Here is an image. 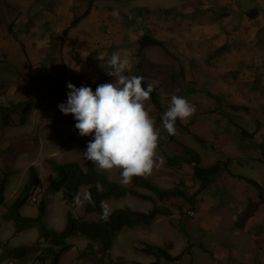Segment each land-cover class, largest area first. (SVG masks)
I'll list each match as a JSON object with an SVG mask.
<instances>
[{
  "label": "rangeland",
  "instance_id": "374dc122",
  "mask_svg": "<svg viewBox=\"0 0 264 264\" xmlns=\"http://www.w3.org/2000/svg\"><path fill=\"white\" fill-rule=\"evenodd\" d=\"M5 2L20 11L15 25L19 40L7 30V23L16 11ZM88 2L0 0V104L28 100L33 106L24 124L14 123L19 118L15 112L14 124L0 128V179L5 171L16 170L8 176L6 202L0 205V241L11 246L32 244L39 234L38 227L30 224L13 235L14 224L1 217L6 204L26 181L29 165L35 166L41 179L35 189L39 200L54 176L45 158L59 162L75 160L82 167L88 161L84 151L93 136L79 135L72 114L65 115L58 108V104L67 100L66 82L76 87L101 78L105 83L112 82L114 77L108 75L107 61L117 52L122 57L130 54L133 68L125 75L142 76L144 86L160 87L158 92L166 110L173 95L183 96L195 107V114L183 123L190 124L189 128L208 144L201 146L178 125L175 136L196 149L203 164L229 156L233 159L229 171L264 183V0H95L90 12L70 29L67 40L60 45L61 30L85 12ZM139 6L153 11L138 15L135 8ZM253 7L259 12L255 18L245 13ZM157 8H170V12H160ZM113 12H118V16ZM143 33L164 40L176 59L160 47L140 49L137 40ZM99 55L105 59L99 61L96 58ZM46 74L63 76V81L53 80L49 84L45 80L34 81L32 77ZM54 86L56 91L50 93ZM186 90L190 91L186 93ZM228 103L245 105L248 109L234 110ZM146 107L151 108L150 115L154 118L150 100ZM230 119L249 131L259 122L260 129L252 140L241 144ZM155 127L162 144L157 154L163 158V164L147 177L168 188L181 176L188 194H192L197 183L191 177V166L184 164L179 170L165 166L162 150L177 153V145L163 123L155 120ZM251 156L262 162L250 159ZM237 157L241 158L238 162ZM105 172L111 179L120 180L115 169ZM85 189L81 188L73 204L64 187L44 195L48 226L61 229L67 209L77 216L93 218L84 213ZM179 203V199L161 202L136 197L109 201L110 207L128 205L143 211L153 205L168 207L172 214L158 216L147 226L122 230L110 254L102 261L78 258V251L87 240L82 236L72 237L69 241L73 247L63 253L59 264H114L117 259L145 264L153 257L139 253L136 248L144 242L163 244L165 240L173 242L172 254L178 253L188 241L191 243L190 255L174 264H264V203L256 188L224 172L211 189L198 196L196 210L189 217L179 219L176 210ZM36 205L37 202L23 205L21 213L34 215ZM187 208L185 205L184 210ZM32 258L5 259L0 264H31Z\"/></svg>",
  "mask_w": 264,
  "mask_h": 264
},
{
  "label": "trees",
  "instance_id": "16d2710c",
  "mask_svg": "<svg viewBox=\"0 0 264 264\" xmlns=\"http://www.w3.org/2000/svg\"><path fill=\"white\" fill-rule=\"evenodd\" d=\"M94 1L95 0H89L88 7L85 12L74 18L61 30L60 45H63V43L67 40L70 29L90 12ZM5 5L16 11L15 17L7 23V30L15 40H19L16 34L15 25L20 11L8 2H5ZM156 10L165 13L170 12V8H157ZM135 11L138 15H142L143 12L150 13L153 10H150L147 7L139 6L135 8ZM245 13L251 18H255L259 14L258 8L256 7L248 9ZM137 42L140 49L148 46L160 47L167 55L176 59L175 54L167 47L165 41L150 33H143L138 38ZM32 77L34 81L45 80L49 84L53 80H57L58 82L63 81V76L58 77L52 74H46L42 77L34 75ZM101 83H105L104 78H101L98 82L87 81L85 86L96 89L97 85ZM159 88L160 87L158 85H155L150 101L153 105L152 113L154 115V119L157 122L163 123L162 115L167 110L163 107L161 96L158 92ZM49 91L50 93H54L56 91V86L51 87ZM189 91L190 90H186V93ZM228 105L234 110L248 109L245 105L232 103H228ZM32 109V103L28 100L18 103L9 102L6 105L0 104V126H9L14 123H17L18 125L24 124L30 116ZM216 111H218V109ZM15 112H18L19 118L13 123L12 115L15 114ZM231 121L235 124L238 130L241 144L242 142L252 140L260 129L259 122H257L256 127L252 131H249L241 124L233 120ZM175 125H178L186 132L190 133L201 146L205 147L208 144L205 138L201 137L189 128L190 124L183 123L182 120L177 119ZM169 137L177 145V153L169 154L165 150H162L164 164L166 167L173 170L181 169L184 164L191 166V177L197 183V188L192 194H188L185 181L181 176L176 184L168 188L158 186L148 177H133L129 185H122L120 182L121 176L119 169H115L118 177L120 178L118 181L111 179L105 171L99 170L97 166L90 161H87L86 166L82 167L80 163L75 160L59 162L51 157H48L45 158V162L53 170L54 176L45 187L42 197L37 201L36 215H23L20 212V208L23 205L30 203V198L35 194L36 187L40 186L41 183V179L35 166L33 164L29 165L27 169L28 177L26 181L21 186L14 199L9 204H6V209L1 214V217L14 224L13 235H17L30 224L38 227L39 234L35 242L28 245L21 244L11 246L7 244V242L0 241V262L5 259H22L33 256L31 264H59L63 253L73 247V243L70 242L69 239L76 236H82L87 240L85 247L78 251V258H99L100 261H102L105 256L110 254L114 240L117 238L118 234L122 232V230L139 225H150L158 216L171 215L172 211L168 207H161L157 205H153V207L147 211L133 209L128 205L114 206L111 207L113 211L111 212L109 218L105 221L100 219V215L102 213L100 206L101 201L108 203L111 200H118L125 197H136L151 201L156 199L161 202L165 200L179 199L181 200V203L177 205L176 210L178 211L179 219H181L189 217L190 212H195V205L198 196L211 189V187L216 183L217 177L224 172H228L232 177L243 180L247 184L256 188L258 191V197L264 203V183H261L249 175L229 171V165L233 161L232 158L226 156L224 159L218 158L209 164H203L201 161V155L196 149L178 140L175 134L169 135ZM254 145H256V143H254ZM161 146V142L158 141V147ZM262 152L264 153L263 149ZM253 158L254 157L251 156L250 159ZM239 159L241 158H235L237 162ZM254 159L261 161L258 157ZM15 171L16 170L5 171L3 177L0 179V205H4L6 202L5 187L8 176L15 174ZM98 186H102L104 191H97ZM63 187L66 188L68 200L72 202V204L82 187L86 188L84 194L86 192L91 193L95 204L93 205L91 203L84 202L83 200V209L85 214L92 215L93 218H88L85 215L77 216L71 209H67L65 212V224L61 229H54L48 226L45 221L46 202L44 195L56 193ZM141 189H145L148 192L144 193ZM185 205H187L188 208L184 210ZM172 248L173 242L171 240H165L163 244L144 242L136 248V251L153 257L151 262L145 264H160L161 262L174 264L184 258V256L190 255L191 243L188 241V243L176 254H172L170 252ZM114 264L144 263H130L122 259H117Z\"/></svg>",
  "mask_w": 264,
  "mask_h": 264
},
{
  "label": "clouds",
  "instance_id": "9594fccd",
  "mask_svg": "<svg viewBox=\"0 0 264 264\" xmlns=\"http://www.w3.org/2000/svg\"><path fill=\"white\" fill-rule=\"evenodd\" d=\"M118 16V12H113ZM99 61L104 55L96 57ZM108 75L115 82L101 83L95 91L89 86L76 87L66 82L67 100L58 104L61 113L72 114L74 127L81 136H93L88 141L84 156L99 169L120 170L121 184L129 185L133 177H147L154 168L163 164L157 154L159 130L146 103L151 99L154 84L144 86L142 76H128L133 63L130 54L123 57L117 52L108 58ZM78 70V69H77ZM195 107L183 96L173 95L167 111L162 115L163 126L169 135L176 134V121L188 120L195 114ZM97 191L103 192L102 186ZM84 202L95 204L90 192ZM77 203H81L77 199ZM101 220H107L113 211L101 201Z\"/></svg>",
  "mask_w": 264,
  "mask_h": 264
},
{
  "label": "built area",
  "instance_id": "2783aa9c",
  "mask_svg": "<svg viewBox=\"0 0 264 264\" xmlns=\"http://www.w3.org/2000/svg\"><path fill=\"white\" fill-rule=\"evenodd\" d=\"M37 201H38V199H37L36 195L34 194V195L30 198V202H31V203H35V202H37Z\"/></svg>",
  "mask_w": 264,
  "mask_h": 264
},
{
  "label": "crops",
  "instance_id": "0c3cea01",
  "mask_svg": "<svg viewBox=\"0 0 264 264\" xmlns=\"http://www.w3.org/2000/svg\"><path fill=\"white\" fill-rule=\"evenodd\" d=\"M63 10H65V6L62 8ZM68 25V24H67ZM157 37V36H156ZM2 126H0V128H1ZM9 127V126H8ZM0 132H1V130H0ZM12 143V142H11ZM23 207V206H22ZM21 207V208H22ZM21 208H20V212H21ZM37 209V208H36ZM37 213V212H36ZM36 213L34 214V215H29V216H35L36 215ZM24 215V214H23Z\"/></svg>",
  "mask_w": 264,
  "mask_h": 264
}]
</instances>
